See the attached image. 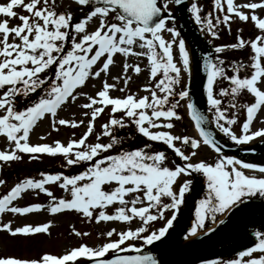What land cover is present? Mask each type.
Here are the masks:
<instances>
[{"label": "snow or ice", "instance_id": "obj_1", "mask_svg": "<svg viewBox=\"0 0 264 264\" xmlns=\"http://www.w3.org/2000/svg\"><path fill=\"white\" fill-rule=\"evenodd\" d=\"M72 3L75 13L58 11V0H0V137L9 146L0 150V163L18 162L23 155L29 161L46 155L61 157L62 169H81L74 174L42 171L39 179H20L0 195V214L23 217L43 209L51 215L72 212L96 225L119 222L129 226L100 231L105 242L99 245L80 243L60 255L45 252L35 258L0 256V264H157L150 254L124 253H139L143 246L166 236L193 183L185 177L200 175L207 187L204 198L195 204L185 239L206 235L205 228L214 233L217 229L208 227L206 221L224 224L217 214L239 210L253 197L264 199V165L224 155L212 132L206 130L207 124H214L235 145L264 138V127L252 130L264 110V0H209L211 10L207 12L198 0ZM174 7H183L201 32H206L210 44L219 39L221 29L231 34L234 21L251 23L257 31L254 37L245 38L243 29L237 28L233 42L215 45L202 56L203 93L211 121L190 98L189 83L182 82L185 74L191 75L193 54L176 25ZM244 49L249 51L247 62L226 55ZM117 55L122 58L119 64ZM142 60H146L143 69ZM113 67L120 72L113 75ZM144 70L147 82L131 91L133 75L138 77ZM89 80L100 82L94 95L79 91ZM115 91L123 95L113 96ZM245 95L252 102L237 103ZM78 98L86 101L78 105L84 119L59 118L62 107ZM181 101H185L198 138L173 131L175 122L182 119L177 111ZM106 112L97 131L96 121ZM239 116L243 119L237 134L233 126ZM45 118L52 131L60 126H84L85 130L66 144L59 140L30 144V132ZM129 129L127 138H140L134 147H124L126 137L119 134ZM92 136L95 142L88 143ZM155 145L165 147L161 150ZM202 146L215 153L213 162L196 159ZM5 184L0 179V185ZM46 186L58 187L66 195L57 197ZM27 192L44 194L48 204L18 206L15 202ZM158 220L165 221L163 226L149 231L151 222ZM133 221L138 222L135 229L131 228ZM50 226L48 222L13 228L9 222L0 223V230L11 237L29 238L50 234ZM72 233L89 235L74 227ZM252 235L253 245L236 252L235 258L207 259L201 264H264V231Z\"/></svg>", "mask_w": 264, "mask_h": 264}, {"label": "rangeland", "instance_id": "obj_2", "mask_svg": "<svg viewBox=\"0 0 264 264\" xmlns=\"http://www.w3.org/2000/svg\"><path fill=\"white\" fill-rule=\"evenodd\" d=\"M190 2L191 0H189V3ZM236 2L243 3L245 2V0H236ZM198 3H200L203 6L205 12L211 10L209 5V0H198ZM58 4H59V7L57 9L58 11L64 9V10L73 11L74 13L76 12V6L72 3V0H58ZM172 11L177 18L175 7L172 9ZM12 23H16V21H12ZM243 24L244 26H246L245 29L243 30L249 31L251 29L250 37H254L257 34L256 30H254L253 32L254 28L252 24L250 23H243ZM176 25L179 29L180 26H179L178 18L176 19ZM237 28L242 29V27H236L231 23V34H229L227 30L221 29V31L219 32V39H213L211 44L210 43L208 44L213 48L215 45L233 42ZM181 37L186 40V44L190 51V46L186 37H184L183 34H181ZM203 38L206 39L207 42L210 39L207 36V34H205ZM226 55L229 58V53H227ZM121 60L122 58L119 55H117L116 57L117 64H119ZM139 63L141 64V67L143 69L146 60L139 61ZM111 71L112 74L115 75L120 72V68L113 67ZM147 75H148L147 70L142 71L138 77L133 75V80L132 82H130L129 85L131 91L136 92L138 87L146 83ZM193 75H194L193 72L191 76L185 74L182 82L190 83V80H192ZM111 82H112L111 79H109V83ZM224 83L226 85V82ZM93 84L96 85L95 88L92 87ZM99 87H100L99 81L89 80L87 86L82 89H79V91L87 92L89 94L94 95L95 91ZM111 94L113 96L123 95V93H120L118 91L112 92ZM138 95H146V93L139 92ZM252 100L253 98L247 95H245V101L243 98L244 103H250L252 102ZM84 102L86 101L83 98H78V100L75 103H68L67 105L63 106L62 109L59 111L58 114L59 118L76 119V120L84 119L81 116L82 110L78 107L79 104ZM184 111H185V107L184 109L182 108V110L179 111V114L182 117V119L180 121L175 122V128L173 129V131L179 135H187L193 138H198L192 127L191 122L186 118ZM205 114L208 117V120L211 121L212 113L208 111L207 104L205 106ZM106 116H107V112L104 114L103 117L97 119L96 121L97 131H99L100 124L105 122ZM262 118H264V110L260 111L256 122L252 124V130H256L258 128L264 127V123L260 122ZM242 119L243 116H239L238 124L233 126V131H235L237 134H239V122H241ZM209 125L212 127L211 123H209ZM84 130H85L84 126L75 129L71 127L60 126L58 131H52L50 128L49 119L45 118L38 121L37 124L34 126L33 130L30 132L29 143L52 144L53 141L59 140L62 143L66 144L69 139L78 138L84 132ZM73 133H75V136H73ZM218 135L220 136L223 142L227 144H233L232 141H230L227 137H224L223 134H221L220 132ZM41 136L44 137L43 140L40 139ZM263 139L264 138L257 137L250 143H254ZM92 142H95V136L89 138L88 143H92ZM102 142H103V138H102ZM8 147L9 146L5 141V139L3 137H0V150H5ZM61 159L62 158L59 156L53 158L46 155H41L40 159L29 161L28 156L23 155L22 160L18 162H12L7 165L0 163V179H5L6 181L5 185H0V195L5 194L20 179H24V178L39 179L40 178L39 173L42 171L50 172V173H54L57 171H65V174H74L76 173V171L79 170L77 168H72L68 170L62 169L60 167ZM196 159H203L207 162H213L215 159V153L209 150L206 146H202L198 152ZM256 175L259 174L257 173ZM185 178L191 179L193 183L190 186L189 192L186 194L185 202L181 205L177 213L176 220L173 222L172 227L169 229L168 233L164 238L168 237L171 233L172 234L170 237L174 236L175 233H177V235H184L186 231L185 229L189 224V222L191 221L189 220L191 218V211L192 208L195 206V200L198 198L197 196L198 193L200 192L199 178H201V176L197 174H193L192 176ZM46 187H49L50 190H52L54 195H56L57 197L66 195L58 187L55 186H46ZM15 203L18 206H26L31 203H40L46 206L48 204V198L44 194H40L39 196H36L32 192H27L23 195L22 199H18ZM108 211L111 212L112 209L109 208ZM166 215L170 216L171 213L169 212ZM9 222L11 223V226L13 228L17 226H23L24 224H31L33 226H36L42 223H48V222L51 223L49 229L50 234H35L29 238H24L21 236L11 237L7 232L0 230V256L12 255V256H19L22 258H35L39 253H45V252L60 255L66 249H71L74 246H78L80 243H84L90 246L99 245L105 242L104 238L98 235L100 231L113 227L116 228L117 230H121V229H126L129 226L127 224H122L119 222L108 223V224L101 223L99 225H96L92 223L83 222L81 217H79L77 214H74L72 212H64L63 214L51 215L43 209L38 213L27 214L23 217L19 215H13L10 213L0 214V223H9ZM164 222L165 221L163 220L151 222V225L149 226L148 230L152 231L153 229H158L159 227L163 226ZM137 226H138L137 221H133L131 223V228L135 229ZM73 227L80 232H88L89 235L86 237H76L72 233ZM164 238H162L161 241H156V242H162ZM182 243L183 242L177 243L176 245H181ZM188 243L184 242L183 245H187ZM137 246H139V244H137ZM148 246L149 245H145L142 248ZM232 258H233L232 256L225 257V259H232Z\"/></svg>", "mask_w": 264, "mask_h": 264}, {"label": "water", "instance_id": "obj_3", "mask_svg": "<svg viewBox=\"0 0 264 264\" xmlns=\"http://www.w3.org/2000/svg\"><path fill=\"white\" fill-rule=\"evenodd\" d=\"M179 13V18L181 20V25L185 30L186 36L188 37L190 43L195 46L203 55L209 53V50L198 38L194 32L191 23L189 21L187 12L183 10H177ZM205 76L203 70L195 80L193 87L191 89L190 98L195 103L196 107L199 109L201 103V98L203 97V82ZM200 110V109H199ZM191 118V117H190ZM192 120V119H191ZM195 126V125H194ZM206 130H208L206 128ZM209 131V130H208ZM220 145V144H219ZM222 152H229L236 156H245L249 153L260 152L264 150V141L247 146V147H224L220 145ZM263 163V162H254ZM254 218L261 221L264 224V204H251L243 207L230 215L224 224L219 225L214 233H207L206 235L200 237L198 240L190 244L188 248V254L184 256L181 260L174 264H196L206 258L210 250L218 245L227 241V239L234 234L243 223L247 220ZM165 248L164 245H159L150 248L147 251L131 254V255H145L150 254L157 260V264H169L166 262L162 250ZM173 264V263H172Z\"/></svg>", "mask_w": 264, "mask_h": 264}, {"label": "trees", "instance_id": "obj_4", "mask_svg": "<svg viewBox=\"0 0 264 264\" xmlns=\"http://www.w3.org/2000/svg\"><path fill=\"white\" fill-rule=\"evenodd\" d=\"M194 22V21H193ZM194 25H195V27L198 29V30H200L199 28H198V26L194 23ZM241 52H239L237 55H235V57H232V58H234L235 60H237V61H243V62H247V57H245L243 54H240ZM239 55V56H238ZM238 56V58H236ZM232 58H230V59H232ZM244 97V96H243ZM227 101H225V103H226ZM243 102V98H241V99H239V100H237V103H242ZM127 131H128V133H130L131 132V130L129 129V130H122V131H120V135L121 136H125L126 134H127ZM130 139H132V142L131 141H129V142H131V146L132 147H134V146H136L137 144H139L140 143V138L138 137V136H134V137H131ZM155 147H158L157 145H155ZM159 148V147H158ZM161 150H163L164 149V147L163 148H160ZM209 222V220L208 221H206V224Z\"/></svg>", "mask_w": 264, "mask_h": 264}, {"label": "bare ground", "instance_id": "obj_5", "mask_svg": "<svg viewBox=\"0 0 264 264\" xmlns=\"http://www.w3.org/2000/svg\"><path fill=\"white\" fill-rule=\"evenodd\" d=\"M198 60H199V63H201V58L200 57H198ZM191 75H192V72L194 73V75H193V77H192V81H194L195 80V77H197V75H198V66L197 67H195L194 66V64H193V66L191 65ZM248 159H250V160H257V159H262V158H264V151H262V152H259V153H257V154H253V155H250V156H248L247 157ZM218 223V222H217ZM217 223H215L212 227H214V226H216V224ZM200 235V234H199ZM194 238H189V239H186L184 242L185 243H188V242H190L191 240H193ZM172 249V248H171ZM173 250V249H172ZM164 254L167 256V255H170L171 254V252L169 251V248L164 252Z\"/></svg>", "mask_w": 264, "mask_h": 264}]
</instances>
